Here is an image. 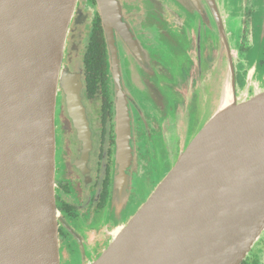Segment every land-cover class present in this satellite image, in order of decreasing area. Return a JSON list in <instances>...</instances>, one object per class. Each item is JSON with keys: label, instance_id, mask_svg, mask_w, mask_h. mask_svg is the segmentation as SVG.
<instances>
[{"label": "water", "instance_id": "1", "mask_svg": "<svg viewBox=\"0 0 264 264\" xmlns=\"http://www.w3.org/2000/svg\"><path fill=\"white\" fill-rule=\"evenodd\" d=\"M96 1L106 25L120 18L117 0ZM78 7L79 0H0V264H61L54 194L59 90L83 157L91 147L81 80L63 64ZM234 84L227 71L221 98L226 85L230 99L220 98L128 220L118 206L130 117L119 98L117 230L89 264H242L264 232V86L238 101Z\"/></svg>", "mask_w": 264, "mask_h": 264}, {"label": "flooded vegetation", "instance_id": "2", "mask_svg": "<svg viewBox=\"0 0 264 264\" xmlns=\"http://www.w3.org/2000/svg\"><path fill=\"white\" fill-rule=\"evenodd\" d=\"M117 2L120 18L108 26L96 0H79L63 52V64L81 80L91 131L88 157L61 90L55 107L59 252L64 261L80 264L99 258L116 226L119 98L130 117L123 170V197L134 200L124 213L128 220L216 110L227 71L233 72L238 101L264 86L257 78L264 68V0ZM258 36L259 57L245 69L243 54ZM250 250L242 264H264V235Z\"/></svg>", "mask_w": 264, "mask_h": 264}, {"label": "rangeland", "instance_id": "3", "mask_svg": "<svg viewBox=\"0 0 264 264\" xmlns=\"http://www.w3.org/2000/svg\"><path fill=\"white\" fill-rule=\"evenodd\" d=\"M233 4V3H232ZM231 26H232V24H231ZM260 37L258 36V37H256V44H255V49L253 48V45L252 46H250V49L245 53V54H243V67L246 69L250 64H253L254 62H256L257 61V58L259 57V53L257 52V46H258V42H260V39H259ZM257 74H258V77L257 78H259L261 81H262V78L261 77H263V81H264V68H261V69H258V72H257ZM225 77H226V74L224 75V77H222L221 78V83H220V89H219V95H220V97H219V100L217 101V105H216V107L218 106V104H219V102H220V98H221V94H222V87H223V83H224V81H225ZM128 199L127 198H122V202H121V204H120V206H118V210L120 211V212H122V214L124 213V212H126L127 210H128V208H130V205L132 206V204H133V202H134V200H131L130 199V202L128 203V201H127ZM115 203H116V201H115ZM131 203V204H130ZM113 204H114V199H113ZM125 215V214H124ZM116 218V217H115ZM124 219H127V216L125 215L124 216ZM118 221V219H116L115 220V222H117ZM264 235V232L261 234V236L259 237V239L252 245V247H251V249H254L255 250V246L257 245V243L258 242H260V240H261V237ZM256 250H260V246H259V248H257ZM251 251V250H250ZM249 251V252H250ZM61 252H62V250H61ZM249 252L247 253V255L246 256H248V254H249ZM63 253V252H62ZM256 253H258V252H255V254ZM61 255V257H60V259H61V264H80V263H78L77 261H74V260H66V261H64L63 260V258H62V254H60ZM245 259V258H244Z\"/></svg>", "mask_w": 264, "mask_h": 264}, {"label": "bare ground", "instance_id": "4", "mask_svg": "<svg viewBox=\"0 0 264 264\" xmlns=\"http://www.w3.org/2000/svg\"><path fill=\"white\" fill-rule=\"evenodd\" d=\"M230 97H231L230 92L228 91V89L225 85L224 89H223V96L221 98L222 104L226 103L230 99ZM116 230H117V227L113 230V232H115Z\"/></svg>", "mask_w": 264, "mask_h": 264}]
</instances>
